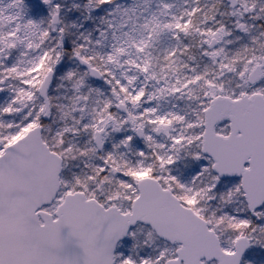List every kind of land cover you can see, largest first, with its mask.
<instances>
[{
  "label": "snow or ice",
  "instance_id": "snow-or-ice-1",
  "mask_svg": "<svg viewBox=\"0 0 264 264\" xmlns=\"http://www.w3.org/2000/svg\"><path fill=\"white\" fill-rule=\"evenodd\" d=\"M0 264H264V0H0Z\"/></svg>",
  "mask_w": 264,
  "mask_h": 264
}]
</instances>
